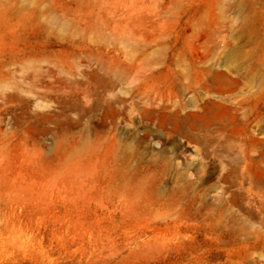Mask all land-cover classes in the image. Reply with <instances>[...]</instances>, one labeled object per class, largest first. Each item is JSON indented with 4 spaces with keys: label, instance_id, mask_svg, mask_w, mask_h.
Here are the masks:
<instances>
[{
    "label": "rangeland",
    "instance_id": "374dc122",
    "mask_svg": "<svg viewBox=\"0 0 264 264\" xmlns=\"http://www.w3.org/2000/svg\"><path fill=\"white\" fill-rule=\"evenodd\" d=\"M0 264H264V0H0Z\"/></svg>",
    "mask_w": 264,
    "mask_h": 264
}]
</instances>
